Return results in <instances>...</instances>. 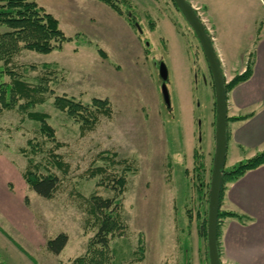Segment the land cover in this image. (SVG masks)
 Segmentation results:
<instances>
[{
	"label": "rangeland",
	"instance_id": "374dc122",
	"mask_svg": "<svg viewBox=\"0 0 264 264\" xmlns=\"http://www.w3.org/2000/svg\"><path fill=\"white\" fill-rule=\"evenodd\" d=\"M35 1L58 20L60 29L72 41L48 55L22 51L13 59L11 68L29 82L50 77L45 102L34 111L49 116L48 123L61 144L55 153L69 170L66 175L53 170L62 179L53 199L46 200L29 190L21 178L26 159L19 150L32 138L44 141L50 149L53 143L46 141L24 114L0 110V157L12 163L8 173L0 171V183L7 180V187L13 191L5 195V201L10 203L5 205L6 215L0 212V223L6 226L7 234L15 236L18 243H11L21 255L8 250L7 257L6 252L0 254V264H68L84 254L94 233L84 225L88 216L86 200L92 194L113 196L108 186L98 187L97 180L87 178V170L98 164V154L103 151L116 153L118 160H126L133 171L121 197L120 213L127 231L123 241H111L112 264H209L207 239L201 236L199 225L206 208L205 185L214 152L215 93L204 54L191 28L171 0H123L124 4L118 3L120 9L140 28L132 30L143 55L132 57L130 43L116 45L120 29L96 8L98 0ZM187 1L206 23L196 0ZM206 1L211 16L205 12L223 43L227 46L235 38L240 43L239 50L244 51L252 41L249 50L254 54L258 35L264 33V0ZM207 27L215 41V29L211 26V32L208 23ZM5 31L0 26V34ZM120 47L129 53L120 52ZM97 49L107 53L109 59L106 61V54H99ZM161 62L168 71L169 107L161 95ZM42 64H55L59 69L49 74L42 71ZM8 80L5 76L4 81ZM61 95L83 103L92 98L108 99L112 116L101 118L93 131L81 134L78 123L53 107L54 96ZM249 154L245 149L233 148L228 132L225 169L250 158ZM198 165L204 176L200 180H196L193 170ZM201 180L203 198L194 187ZM11 197L13 200H9ZM202 200L204 203L199 204ZM185 210L190 218H185ZM18 222H28L20 233L12 226ZM60 233L66 234L68 241L58 255L39 244ZM139 235L143 236L144 259L136 263Z\"/></svg>",
	"mask_w": 264,
	"mask_h": 264
},
{
	"label": "trees",
	"instance_id": "16d2710c",
	"mask_svg": "<svg viewBox=\"0 0 264 264\" xmlns=\"http://www.w3.org/2000/svg\"><path fill=\"white\" fill-rule=\"evenodd\" d=\"M100 1L104 2L118 16L122 17L129 26L137 30L134 18L128 17L127 13L125 15L118 3L112 0ZM121 1L123 3V0ZM173 5L175 6L174 3ZM0 26L6 28V31L0 34V110H17L24 114L26 119L37 125L40 135L46 141L53 143V149H50L45 146L44 141L32 138L27 140L25 147L19 150V153L26 159V166L21 173L22 180L28 189L36 195L46 200H51L59 189L62 180L53 170L55 169L64 175L69 170V166L63 162L60 155L55 153L61 147V144L56 141L55 130L48 123L49 116L43 112L34 111L36 106L42 105L45 102V94L49 92L48 83L51 82V79L50 77H40L35 79L34 82H29L20 73L11 68V63L22 51L48 55L54 51H61L64 44L71 42L72 39L65 36L59 27L58 20L40 7L35 0H0ZM97 50L99 54L105 56L102 50ZM253 65L254 54L251 53L248 56L245 70L242 73L235 74L228 83H226V79L224 78V90L226 94L238 84L246 82L250 78ZM31 67L35 68L34 66ZM41 69L50 74L53 70H58L59 67L55 64H42ZM5 76L9 79L7 82L4 81ZM211 83L214 92L212 76ZM52 104L57 111L79 124L81 134L93 131L101 118L110 119L112 116V107L108 99L92 98L88 103H83L72 97L61 95L54 96ZM215 110L216 103L214 99V124L216 122ZM249 116L251 115L228 117L227 123L229 121H243ZM227 138L228 131L226 129V141ZM213 156L214 152L205 185L207 188L206 208L204 209L202 223L199 225L201 236H204L205 239H207L208 200ZM98 157V164H94L87 170V178L97 180L98 187L108 186L113 192V196L111 198H103L97 194H92L86 200L88 216L84 225L86 229L88 227L93 229L94 233L87 242L84 254L72 259L68 264H112L114 254L111 248V241L114 239L123 241L127 231L120 213L122 208L121 197L125 192L127 177L133 173L132 168L126 160H118L116 153L103 151L98 154ZM194 160L198 164L199 155L196 151L194 153ZM263 165L264 150L257 152L254 156L244 161L238 162L228 170L224 166L217 216V238L219 223L222 220L237 219L241 222L244 221V217L242 216L220 210V203L226 184L239 179L246 172ZM200 166H195L193 169L196 180L204 177L203 173L201 174L203 169ZM194 187L198 192L197 194L201 195L202 187H204L202 180L200 185L197 186L196 184ZM79 197L81 196L79 195ZM81 198L83 199V197ZM201 198H203L202 195ZM26 202L27 199L25 198ZM202 203H204L203 200L199 201V204ZM199 207L197 213L199 212ZM188 210H185V218L191 217ZM197 216H199V213ZM187 234L189 235V233ZM142 237V235H139L137 240L136 251L138 254L136 263L144 259ZM67 241L68 236L60 233L53 239L47 240L45 247L49 253L58 255L66 246ZM206 251L208 255V249ZM207 260L209 262V257Z\"/></svg>",
	"mask_w": 264,
	"mask_h": 264
},
{
	"label": "crops",
	"instance_id": "0c3cea01",
	"mask_svg": "<svg viewBox=\"0 0 264 264\" xmlns=\"http://www.w3.org/2000/svg\"><path fill=\"white\" fill-rule=\"evenodd\" d=\"M95 2L96 8L114 21L120 29L121 35L117 37L116 45L121 46L123 41H125L130 43L133 49L132 57L133 55H143V49L132 27L104 2L100 0ZM196 2L202 8L209 26L211 25L215 29L214 33L217 34V37L214 34L215 41L212 45L220 62L221 72L224 78L229 80L234 74L242 73L245 70L246 61L248 55H250L249 49L252 48V41L249 42L248 48L244 51L239 50L240 43L235 38H232L231 43H227L226 46L223 43V39L218 37L219 32L210 17L207 1L196 0ZM227 21L229 22L228 19ZM248 38L250 37L248 36ZM258 38L259 40L254 50V65L250 78L246 82L238 84L226 95L227 117L251 115L243 121H229L227 123L229 141L232 143L233 148L236 149L238 147L249 151L250 157L264 150V33L259 34ZM120 49L122 53H129L127 48L120 47ZM105 54L107 61L109 57L107 53ZM11 164V161H8L5 157H0V171L8 173L10 168H12ZM7 184V180L5 182L4 179L0 183V212L4 215H6L5 205L10 203L5 201V198H7L5 195L13 194ZM9 200H13L12 197ZM220 210L244 217L242 222L237 219H224L219 223L217 244L220 263L264 264V165L250 170L239 179L226 184L220 203ZM27 225L28 222H18L12 226L19 231L17 233H20L25 230ZM5 228L6 226L0 223V254L3 256L6 252L7 257L8 250L19 254L20 252L14 247L18 243L13 238L15 236L10 233L7 234L4 231ZM199 243L198 241V245ZM39 244L44 245L45 242L40 241ZM199 249H201L200 246ZM182 258L185 257L182 256ZM11 259H13V256ZM185 263L189 264L187 261ZM182 264H184V261Z\"/></svg>",
	"mask_w": 264,
	"mask_h": 264
},
{
	"label": "water",
	"instance_id": "95a60500",
	"mask_svg": "<svg viewBox=\"0 0 264 264\" xmlns=\"http://www.w3.org/2000/svg\"><path fill=\"white\" fill-rule=\"evenodd\" d=\"M176 8L180 11L182 17L193 31L197 38L201 50L208 64L215 92L216 103V122H215V142L212 175L210 181L208 217H207V249L209 264H220V258L217 248V216L219 210V199L222 182V170L226 158V129H227V104L226 92L224 90V75L220 69V62L216 57L210 38L206 34L204 26L200 22L192 6L187 0H172ZM135 27L139 25L135 23ZM159 76L162 81L161 95L164 103L169 107L170 100L166 81L168 80V71L166 65L159 64Z\"/></svg>",
	"mask_w": 264,
	"mask_h": 264
},
{
	"label": "flooded vegetation",
	"instance_id": "af4514ba",
	"mask_svg": "<svg viewBox=\"0 0 264 264\" xmlns=\"http://www.w3.org/2000/svg\"><path fill=\"white\" fill-rule=\"evenodd\" d=\"M113 2H115V3H120L121 4V0H112ZM38 4V3H37ZM39 5V4H38ZM40 6V5H39ZM41 7V6H40ZM43 8V7H42ZM44 9V8H43ZM45 10V9H44ZM133 20H135V19H133ZM136 22V21H135Z\"/></svg>",
	"mask_w": 264,
	"mask_h": 264
},
{
	"label": "built area",
	"instance_id": "2783aa9c",
	"mask_svg": "<svg viewBox=\"0 0 264 264\" xmlns=\"http://www.w3.org/2000/svg\"><path fill=\"white\" fill-rule=\"evenodd\" d=\"M204 22V21H203ZM206 26H207V22L206 23H204Z\"/></svg>",
	"mask_w": 264,
	"mask_h": 264
}]
</instances>
